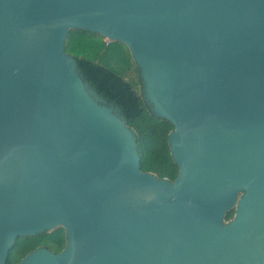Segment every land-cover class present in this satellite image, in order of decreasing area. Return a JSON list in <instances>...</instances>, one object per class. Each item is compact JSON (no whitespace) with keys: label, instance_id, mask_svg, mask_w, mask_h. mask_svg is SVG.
<instances>
[{"label":"water","instance_id":"95a60500","mask_svg":"<svg viewBox=\"0 0 264 264\" xmlns=\"http://www.w3.org/2000/svg\"><path fill=\"white\" fill-rule=\"evenodd\" d=\"M70 30L128 48L174 181L141 171ZM57 228L18 264H264V0H0V264Z\"/></svg>","mask_w":264,"mask_h":264},{"label":"trees","instance_id":"16d2710c","mask_svg":"<svg viewBox=\"0 0 264 264\" xmlns=\"http://www.w3.org/2000/svg\"><path fill=\"white\" fill-rule=\"evenodd\" d=\"M64 47L65 52L75 59L82 78L134 129L141 171L174 181L178 167L167 143L173 126L167 120L155 117L144 102L138 68L128 48L120 42H109L98 34L81 30H70ZM130 73L135 78L129 77ZM234 213V209L229 211L225 220H231ZM64 246L63 228L18 237L8 253L6 264H18L25 255L38 248L59 253Z\"/></svg>","mask_w":264,"mask_h":264},{"label":"rangeland","instance_id":"374dc122","mask_svg":"<svg viewBox=\"0 0 264 264\" xmlns=\"http://www.w3.org/2000/svg\"><path fill=\"white\" fill-rule=\"evenodd\" d=\"M96 42L99 43L98 40H97ZM100 42H101V41H100ZM69 55H70V54H69ZM129 77L135 78L133 73H130ZM137 88H139V87H137Z\"/></svg>","mask_w":264,"mask_h":264}]
</instances>
